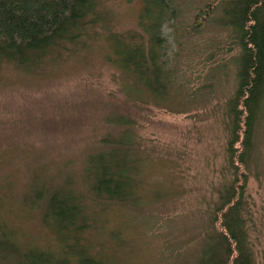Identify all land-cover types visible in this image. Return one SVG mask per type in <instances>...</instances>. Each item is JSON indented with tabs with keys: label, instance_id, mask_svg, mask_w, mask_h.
Returning <instances> with one entry per match:
<instances>
[{
	"label": "rangeland",
	"instance_id": "obj_1",
	"mask_svg": "<svg viewBox=\"0 0 264 264\" xmlns=\"http://www.w3.org/2000/svg\"><path fill=\"white\" fill-rule=\"evenodd\" d=\"M219 2L176 0L178 20L171 31L178 39L171 59L177 81L189 80L192 89L204 88L206 83L212 88L205 101L186 111L125 98L120 73L100 49L67 61L49 76L18 80L3 73L0 180L9 191L8 202L4 199L0 204V219L17 230L16 237L24 244H55L38 213L20 207L23 188L33 183L31 173L41 165L48 169L37 174L42 179L76 177L85 157L98 148L99 139L115 129L105 123V116L121 112L134 120L145 154L140 181L144 199L135 211L117 205L97 211L94 232L83 234L86 242L93 251L108 254L111 264H182L192 259L216 189L231 178L224 108L234 88L233 58L239 47L219 20ZM103 7L111 27L127 31L136 27L143 2L103 0ZM253 154L255 161L245 170L244 194L255 264H264V111Z\"/></svg>",
	"mask_w": 264,
	"mask_h": 264
},
{
	"label": "trees",
	"instance_id": "obj_2",
	"mask_svg": "<svg viewBox=\"0 0 264 264\" xmlns=\"http://www.w3.org/2000/svg\"><path fill=\"white\" fill-rule=\"evenodd\" d=\"M142 2L136 27L117 31L103 0H0V79L5 72L18 80L53 75L67 61L100 49L120 73V90L128 100L169 110L177 106V112L196 107L212 88L206 83L192 89L189 80L177 81L171 59L178 39L171 31L178 20L176 0ZM218 9L239 47L233 58L234 88L224 108L231 178L216 189L197 252L182 264H255L244 193L264 111V0H220ZM105 123L115 129L99 139L76 177L47 174L42 179L37 174L48 169L40 165L31 173L32 185L21 192L20 207L38 213L55 238L54 247L24 244L17 230L0 219V264H111L109 255L93 251L83 234L94 232L97 211L141 206L145 154L131 116L107 114ZM4 186L0 180V204L8 202Z\"/></svg>",
	"mask_w": 264,
	"mask_h": 264
}]
</instances>
